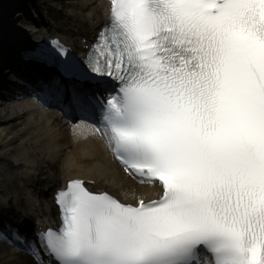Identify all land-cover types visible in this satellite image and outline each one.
<instances>
[{
    "label": "snow or ice",
    "instance_id": "obj_1",
    "mask_svg": "<svg viewBox=\"0 0 264 264\" xmlns=\"http://www.w3.org/2000/svg\"><path fill=\"white\" fill-rule=\"evenodd\" d=\"M83 58L31 54L48 87L157 199L121 202L74 178L56 230L11 239L31 264H264V0H109Z\"/></svg>",
    "mask_w": 264,
    "mask_h": 264
},
{
    "label": "bare ground",
    "instance_id": "obj_2",
    "mask_svg": "<svg viewBox=\"0 0 264 264\" xmlns=\"http://www.w3.org/2000/svg\"><path fill=\"white\" fill-rule=\"evenodd\" d=\"M56 1H63L65 9L62 12L50 5L43 8L36 4L38 21L30 28L26 27L29 30L20 36V40H25L22 44L24 50L32 49L48 37L58 38L63 45L66 42L72 45L79 35L87 40L95 31L99 15L104 12L102 0ZM9 3L10 0H0V14ZM97 9H101L99 14L94 12ZM47 15L52 16L53 24L43 26ZM62 22H72L75 26L72 29ZM2 58L8 60L0 56V60ZM54 111L46 103H0V214L11 216L21 228L27 221L20 218L25 219L31 212L36 213L33 220L36 226H53L54 192L46 189L56 191L74 178L95 181L94 190L113 192L114 188H120V196L124 198L143 193L139 188L146 190L114 165L109 149L95 127L84 122L70 126L65 123L67 118L63 113ZM72 128V132L78 131L77 135H72ZM15 180L23 185L17 186ZM23 198H27V202ZM7 200H12L14 208L6 204ZM24 203L31 208L27 210L28 214L21 212L20 217L17 209L24 208ZM14 245L16 249L0 239V264H31L30 256L15 242Z\"/></svg>",
    "mask_w": 264,
    "mask_h": 264
},
{
    "label": "rangeland",
    "instance_id": "obj_3",
    "mask_svg": "<svg viewBox=\"0 0 264 264\" xmlns=\"http://www.w3.org/2000/svg\"><path fill=\"white\" fill-rule=\"evenodd\" d=\"M40 2H43L45 4H47L48 2H50L49 0H41ZM62 3V2H61ZM60 10L63 9V5L60 4V6L58 7ZM48 20L53 21L52 18L49 16Z\"/></svg>",
    "mask_w": 264,
    "mask_h": 264
}]
</instances>
